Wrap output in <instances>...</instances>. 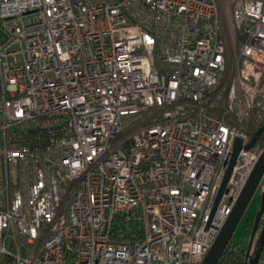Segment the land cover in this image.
I'll list each match as a JSON object with an SVG mask.
<instances>
[{"label":"built area","instance_id":"1","mask_svg":"<svg viewBox=\"0 0 264 264\" xmlns=\"http://www.w3.org/2000/svg\"><path fill=\"white\" fill-rule=\"evenodd\" d=\"M263 121L264 0H0V264H200Z\"/></svg>","mask_w":264,"mask_h":264},{"label":"water","instance_id":"2","mask_svg":"<svg viewBox=\"0 0 264 264\" xmlns=\"http://www.w3.org/2000/svg\"><path fill=\"white\" fill-rule=\"evenodd\" d=\"M263 133L264 123L258 128V130L255 132L251 140L245 145V147L249 148L253 146L256 141L262 137ZM242 147L243 145L241 138H237L233 147V151L231 152L230 158L227 162L225 175L216 196L214 210L216 209L226 189L228 179L232 173L233 167L238 159ZM260 185H262L260 194V207L253 222L246 252V259L244 261V264H259V259L264 246V150L257 160L245 186L243 187L231 214L228 216L217 238L215 239L214 243L212 244L200 264H218L228 244L232 240L234 232L236 231L239 223L244 217L250 202L257 193ZM261 225L263 226L257 239V248L254 250V252H252L253 243L259 232V229L261 228Z\"/></svg>","mask_w":264,"mask_h":264},{"label":"rangeland","instance_id":"3","mask_svg":"<svg viewBox=\"0 0 264 264\" xmlns=\"http://www.w3.org/2000/svg\"><path fill=\"white\" fill-rule=\"evenodd\" d=\"M132 117H134V116L133 115L127 116L124 119L126 131H130L138 123L137 120L135 121V124L130 122V119ZM261 189H262V185H260L257 193L255 194L252 201L250 202L244 217L242 218L241 222L239 223L236 231L234 232V234L232 236V240L234 242L241 243L243 248L247 247V237L250 236L256 213L260 207ZM254 250H255V244H254V247L252 249V252H254Z\"/></svg>","mask_w":264,"mask_h":264},{"label":"trees","instance_id":"4","mask_svg":"<svg viewBox=\"0 0 264 264\" xmlns=\"http://www.w3.org/2000/svg\"><path fill=\"white\" fill-rule=\"evenodd\" d=\"M263 123H264V121H263ZM262 123V124H263ZM262 138L264 139V133L262 134ZM231 261H233V262H237L238 261V258H233V257H231V258H229Z\"/></svg>","mask_w":264,"mask_h":264}]
</instances>
